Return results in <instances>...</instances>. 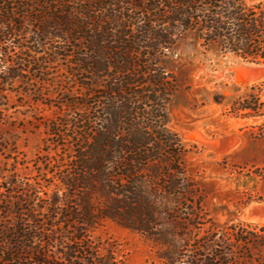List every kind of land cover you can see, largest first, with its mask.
<instances>
[{
    "label": "trees",
    "instance_id": "trees-1",
    "mask_svg": "<svg viewBox=\"0 0 264 264\" xmlns=\"http://www.w3.org/2000/svg\"><path fill=\"white\" fill-rule=\"evenodd\" d=\"M19 1L26 13L42 7V0H0V43L11 42L21 56L32 53L33 60L2 69L4 52L0 85L25 83L27 76L40 84L47 93L44 105L56 108L57 114L41 123L47 142L68 148L72 155L67 159L58 154L48 166L47 174L58 187L49 198L39 195L42 183L11 181L0 172V179H7L0 181V207L7 201L2 189L21 191L4 209L13 223L0 229V247L14 246L21 258L14 259L7 249L0 264H124L92 239L91 233L108 220L152 243L156 257L148 264L254 262L252 251L263 250L264 241L243 224L215 230L201 188L184 163L186 148L168 128L181 88L169 57L182 38L206 51L264 63V4L46 0L51 16L43 17L45 9L38 11L41 17H28L39 24H29L26 46H17L15 36L24 31L18 30L10 6ZM41 58L55 69L65 62L61 84L67 86L61 92L72 98L58 106L52 97L57 82L42 72ZM263 107L252 94L235 100L229 112L256 117L264 115ZM51 144L46 147L50 158ZM55 233L59 236H51ZM45 240L56 250L45 251L40 244Z\"/></svg>",
    "mask_w": 264,
    "mask_h": 264
},
{
    "label": "rangeland",
    "instance_id": "rangeland-1",
    "mask_svg": "<svg viewBox=\"0 0 264 264\" xmlns=\"http://www.w3.org/2000/svg\"><path fill=\"white\" fill-rule=\"evenodd\" d=\"M46 2L42 0V7L36 8L38 11L46 9L43 17L48 18L51 13L47 10ZM245 2L249 6L264 4V0ZM20 4L21 1L14 3L10 9L13 8L11 13L17 15L15 24H18V30L22 27L24 31L23 34L17 33L15 42L17 46H26L31 36L28 25L39 24L31 23L28 17L41 16L36 10L26 13L27 10L21 9ZM24 5H32V2L24 1ZM48 48L51 49L50 45ZM4 52H7L5 59L2 55ZM19 52V47H14L11 42H1L2 69H8L15 62L33 60L32 53L21 56ZM43 59L39 60L42 72L48 71V74H52L48 78H54L57 82V90L53 91L52 97L55 98V106H58L60 102L72 98L61 92L67 86L66 83L61 84L65 79L62 76L65 62L60 61L62 66L55 69V66L48 67ZM169 59L179 75L181 88L170 109L168 128L180 136L186 148L184 163L189 176L201 188L208 218L216 224V231L221 232L233 224H243L264 241V115L244 118L229 112L235 100L248 95H258L260 102L264 103V63L245 61L216 49L206 51L200 45L193 46L190 39L182 38ZM45 93L46 90L28 76L22 84L0 85V103L5 104L0 108V172L6 174L7 179L10 177L11 181L42 183L39 195L49 198L58 187L57 181L50 179L52 175L47 174L48 166H53L56 155L68 159L72 154L68 148H56L47 142L49 135L41 123L44 117L57 114L56 108L48 109L44 105L47 103ZM50 144L52 158L47 157L46 152ZM2 190L6 192L7 201L0 207L3 210L0 229L13 223V218L7 213L9 205L6 202L10 204L9 200L14 201L21 196L20 189L15 187L12 193ZM36 203L45 205L41 201ZM210 226L211 223L206 228ZM42 230L48 231L44 227ZM47 233L50 234V231ZM51 236L58 237L59 233ZM91 236L104 248L111 249L124 264L155 261L156 250L151 242L113 221L103 222ZM40 244L49 253L56 250L48 240ZM7 249L12 250L14 259L21 258V252L15 250L14 246L0 247V255ZM252 252L256 259L249 264H264V249Z\"/></svg>",
    "mask_w": 264,
    "mask_h": 264
}]
</instances>
